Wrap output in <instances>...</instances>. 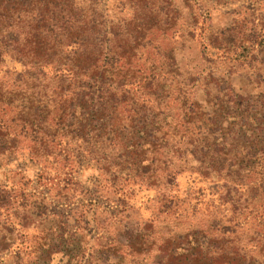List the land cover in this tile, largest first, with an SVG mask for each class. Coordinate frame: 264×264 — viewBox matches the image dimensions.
Returning <instances> with one entry per match:
<instances>
[{
  "label": "trees",
  "instance_id": "1",
  "mask_svg": "<svg viewBox=\"0 0 264 264\" xmlns=\"http://www.w3.org/2000/svg\"><path fill=\"white\" fill-rule=\"evenodd\" d=\"M150 12L148 22L112 24L107 39L99 9L76 0H0V167L25 150L61 171L80 152L103 177L97 193L109 198L128 180L156 189L170 228L152 220L123 230L107 252L125 247L151 264H264V85L215 96L211 72L182 73L172 50L155 51L165 38L153 32L173 22ZM246 31L253 50L242 57L261 64L254 45L264 40ZM185 170L219 180L230 214L214 203L206 215L176 213L183 200L170 185Z\"/></svg>",
  "mask_w": 264,
  "mask_h": 264
},
{
  "label": "rangeland",
  "instance_id": "2",
  "mask_svg": "<svg viewBox=\"0 0 264 264\" xmlns=\"http://www.w3.org/2000/svg\"><path fill=\"white\" fill-rule=\"evenodd\" d=\"M76 2L99 9L107 39L112 37V24L129 18L148 22L153 20L150 10H158L159 23L170 25L173 22V25L167 31L153 32V38H165V48L155 51L172 50L182 73L211 72L214 95L223 88L219 98L231 89L245 92L264 85L259 81L260 75L264 78V44L254 45L262 65L256 61L249 63V57H242V54H252L253 46L243 40L251 25L259 40H264V0ZM6 64L11 69H21L20 63L9 57ZM227 98L230 95L224 96V100ZM76 156V167L57 171L42 168L24 150L12 154L0 167L3 196L0 234L5 237L6 246L0 253V264H151L149 254H124L128 252L125 247L113 254L102 246L122 242L121 231L140 227L147 221L159 220L163 230L170 228V223L163 222L164 214L158 215L157 190L137 180H128L122 190L108 198L97 193L103 177L96 162L84 153L78 152ZM172 183L170 194L183 200L176 213L206 215L214 203V206L219 204L223 214H230L228 205L220 201V181L215 177L202 178L185 170L178 173Z\"/></svg>",
  "mask_w": 264,
  "mask_h": 264
}]
</instances>
